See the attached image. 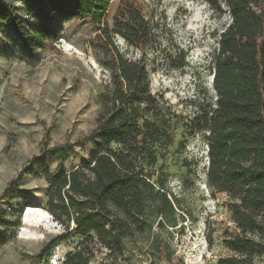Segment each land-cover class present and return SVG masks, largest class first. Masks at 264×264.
Instances as JSON below:
<instances>
[{"label": "rangeland", "instance_id": "obj_1", "mask_svg": "<svg viewBox=\"0 0 264 264\" xmlns=\"http://www.w3.org/2000/svg\"><path fill=\"white\" fill-rule=\"evenodd\" d=\"M214 1L216 8L209 0H113L106 16L111 30L133 4L150 24L146 46L110 31L111 39L126 58L147 64L151 92L170 111L173 144L157 146L150 171L181 205L176 228L131 239L129 264H217L232 255L225 242L235 227L231 200L210 189L207 143L188 126L197 103L217 99L212 60L231 17L224 1ZM56 24L60 39L33 51L0 24V264H63L81 241L73 224L49 212L44 172H69L89 157L98 98L112 77L110 42L90 16L57 17ZM102 259L97 252L95 261Z\"/></svg>", "mask_w": 264, "mask_h": 264}, {"label": "trees", "instance_id": "obj_2", "mask_svg": "<svg viewBox=\"0 0 264 264\" xmlns=\"http://www.w3.org/2000/svg\"><path fill=\"white\" fill-rule=\"evenodd\" d=\"M112 1L0 0V24L9 25L28 50L60 39L57 17L90 16L110 42L105 66L112 77L98 98L89 157L69 172H44L49 212L67 228L73 224L71 233L81 238L63 264H129L134 236L176 228L180 220V199L150 171L157 146L173 144L170 111L151 92L147 64L126 58L110 33L140 48L151 42L150 24L127 4L110 30ZM222 1L231 21L212 60L217 99L197 103L188 126L207 143L210 189L231 200L235 227L225 242L232 255L217 264H257L260 258L264 264V0ZM97 252L104 253L100 262Z\"/></svg>", "mask_w": 264, "mask_h": 264}]
</instances>
